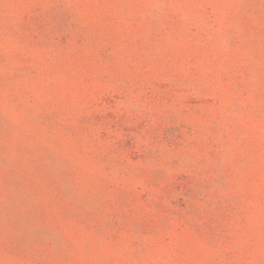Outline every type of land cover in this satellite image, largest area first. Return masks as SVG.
<instances>
[{"label": "rangeland", "instance_id": "rangeland-1", "mask_svg": "<svg viewBox=\"0 0 264 264\" xmlns=\"http://www.w3.org/2000/svg\"><path fill=\"white\" fill-rule=\"evenodd\" d=\"M0 264H264V0H0Z\"/></svg>", "mask_w": 264, "mask_h": 264}]
</instances>
